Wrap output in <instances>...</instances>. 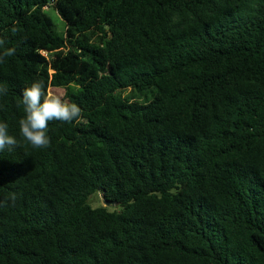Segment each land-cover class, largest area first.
Instances as JSON below:
<instances>
[{"label": "trees", "instance_id": "16d2710c", "mask_svg": "<svg viewBox=\"0 0 264 264\" xmlns=\"http://www.w3.org/2000/svg\"><path fill=\"white\" fill-rule=\"evenodd\" d=\"M0 38V264H264V0H0ZM36 80L83 115L44 149Z\"/></svg>", "mask_w": 264, "mask_h": 264}, {"label": "clouds", "instance_id": "9594fccd", "mask_svg": "<svg viewBox=\"0 0 264 264\" xmlns=\"http://www.w3.org/2000/svg\"><path fill=\"white\" fill-rule=\"evenodd\" d=\"M15 31V29H13ZM5 40L0 38V63L6 57L15 54V48H7ZM7 88L0 85V95L7 94ZM20 103L23 105V115L18 120L20 138L34 149H44L50 146L48 125L52 121L63 123H80L83 119L82 110L67 99L46 90L42 80L33 81L29 87L22 90ZM18 146L16 137L9 134L7 122L0 121V152L11 151ZM15 195L11 199L15 200ZM4 202H0L2 204Z\"/></svg>", "mask_w": 264, "mask_h": 264}, {"label": "rangeland", "instance_id": "374dc122", "mask_svg": "<svg viewBox=\"0 0 264 264\" xmlns=\"http://www.w3.org/2000/svg\"><path fill=\"white\" fill-rule=\"evenodd\" d=\"M55 19L56 22L58 23L59 29L63 28V25L61 23L60 20H58V18L56 17V15L50 10L48 11ZM50 92H52L53 94L59 95L61 97H64V91L62 89H50ZM125 93H128L129 90L124 91ZM88 203L91 207L95 208V207H99V206H104L106 207L108 210H114L117 209L118 206L115 205H109V206H105L104 205V199L101 193H95L93 194L89 200Z\"/></svg>", "mask_w": 264, "mask_h": 264}, {"label": "water", "instance_id": "95a60500", "mask_svg": "<svg viewBox=\"0 0 264 264\" xmlns=\"http://www.w3.org/2000/svg\"><path fill=\"white\" fill-rule=\"evenodd\" d=\"M104 205L105 206H109V205H115V206H118V202L116 201H108V200H104Z\"/></svg>", "mask_w": 264, "mask_h": 264}]
</instances>
